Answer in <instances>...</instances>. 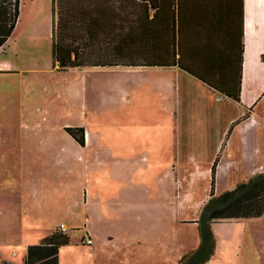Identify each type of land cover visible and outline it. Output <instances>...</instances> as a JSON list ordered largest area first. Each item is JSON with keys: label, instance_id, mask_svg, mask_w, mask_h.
Segmentation results:
<instances>
[{"label": "rangeland", "instance_id": "obj_1", "mask_svg": "<svg viewBox=\"0 0 264 264\" xmlns=\"http://www.w3.org/2000/svg\"><path fill=\"white\" fill-rule=\"evenodd\" d=\"M53 24V0H21L0 49V264H24L28 247L57 228L72 238L59 264L172 260L190 230H162L168 208L156 202L165 169L157 140L174 141V112L135 67L58 69ZM65 126L85 127L87 145ZM168 228L174 245L162 243Z\"/></svg>", "mask_w": 264, "mask_h": 264}, {"label": "crops", "instance_id": "obj_2", "mask_svg": "<svg viewBox=\"0 0 264 264\" xmlns=\"http://www.w3.org/2000/svg\"><path fill=\"white\" fill-rule=\"evenodd\" d=\"M243 1L242 19L240 0H182L177 47L182 63L204 80L177 65L135 67L142 77L159 83L156 90L169 103L163 105L176 117L174 141L157 140L165 169L158 180L156 202L168 208L161 228L181 223L190 229L185 249H173L172 260L159 264H179L200 246L199 221L211 197L216 160L217 195L264 173V0ZM239 90V101L227 96ZM66 127L63 131L75 144L87 145L86 129L81 144ZM211 227L215 250L203 264H264V214L215 221ZM161 235L162 243L177 241L169 228Z\"/></svg>", "mask_w": 264, "mask_h": 264}, {"label": "trees", "instance_id": "obj_3", "mask_svg": "<svg viewBox=\"0 0 264 264\" xmlns=\"http://www.w3.org/2000/svg\"><path fill=\"white\" fill-rule=\"evenodd\" d=\"M21 0H0V48L11 38L20 17ZM182 0H53V61L58 69L114 66H180ZM244 18V1L240 0ZM212 88L210 80H205ZM241 82V77H240ZM240 100L241 92L227 94ZM251 111L245 114L249 117ZM85 144L84 127H67ZM213 165L211 197L200 218V246L185 254L179 264H203L215 250L212 223L264 214V173L242 181L219 195L215 192ZM69 232L58 228L40 244L28 247L24 264H59V251L71 242Z\"/></svg>", "mask_w": 264, "mask_h": 264}, {"label": "water", "instance_id": "obj_4", "mask_svg": "<svg viewBox=\"0 0 264 264\" xmlns=\"http://www.w3.org/2000/svg\"><path fill=\"white\" fill-rule=\"evenodd\" d=\"M66 131L68 132V133H70V131H69V129H67V127H66ZM71 134V133H70Z\"/></svg>", "mask_w": 264, "mask_h": 264}, {"label": "built area", "instance_id": "obj_5", "mask_svg": "<svg viewBox=\"0 0 264 264\" xmlns=\"http://www.w3.org/2000/svg\"><path fill=\"white\" fill-rule=\"evenodd\" d=\"M62 227H64V225L62 224ZM87 242H90V239L89 240H87Z\"/></svg>", "mask_w": 264, "mask_h": 264}]
</instances>
